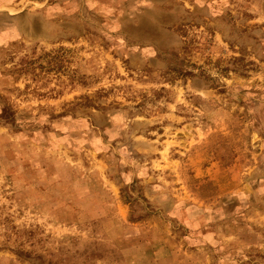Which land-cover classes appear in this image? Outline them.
I'll use <instances>...</instances> for the list:
<instances>
[{"label": "rangeland", "instance_id": "1", "mask_svg": "<svg viewBox=\"0 0 264 264\" xmlns=\"http://www.w3.org/2000/svg\"><path fill=\"white\" fill-rule=\"evenodd\" d=\"M0 264H264V0H0Z\"/></svg>", "mask_w": 264, "mask_h": 264}]
</instances>
